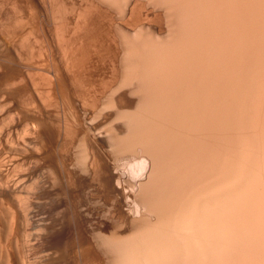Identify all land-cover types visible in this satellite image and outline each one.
<instances>
[{"label":"bare ground","instance_id":"1","mask_svg":"<svg viewBox=\"0 0 264 264\" xmlns=\"http://www.w3.org/2000/svg\"><path fill=\"white\" fill-rule=\"evenodd\" d=\"M51 1H53V0H50L49 3ZM110 1L111 0H108L109 3H112V1L111 2ZM125 1L126 2L128 1V3H129V0H125ZM125 1L121 0L119 3H118V1L116 3L122 4V2H125ZM132 1H134V0H132ZM144 1L147 2L148 0H143V2ZM167 1H169V0H167ZM167 1L165 2V0H162V2H161V0H159V3L163 4V5L159 6L158 1H157V4L159 7L162 8V9L160 8L161 11L163 10V11H165V13H167V12L170 13V16H166L167 14H165L166 18L165 17L164 18L167 21L171 20L172 23H173V20H177L175 22V24L177 26L179 25V23H181L180 20L182 21L183 20L182 18H184V17H182L183 13H182V10L180 8L187 9V11L189 10V13H190V10L193 12L192 9L186 8L185 6H184V8L180 7L178 9V7H179L178 3H175L174 5H172L173 4L172 0L170 1V3H172L170 5L173 7L175 5H177V6H175L177 8L174 9V11L177 10V12L171 11V9L173 10V8L171 6H169V4H166ZM180 1L181 0H178L176 2H180ZM186 1L188 2L190 0H186ZM196 1H194L193 3H194V5H198V7H199V3H197V2H199L200 0H198L197 2ZM201 1H200V4H203L204 0H203V3ZM206 1H208V0H205V3H206ZM212 1H216V0H212ZM223 1L225 2V0H223ZM257 1L263 2L262 0H256V2ZM56 2H57V0H56ZM113 2H115V0H113ZM143 2H141V3L135 2L134 5H132V3H131L130 4L131 5L130 10L127 13L125 11H123V9L126 8L124 10H128L129 4L128 3H126L128 5L124 4L125 5L124 8L119 5L120 8L121 7L123 8V9L121 8L120 11H123L124 15H125V13L128 14L130 24L128 25V27H126L127 30H125L123 28H122L123 30H121L122 26H120V30H121L122 34H120V32H118V33H116V36H117V34L118 35L120 34L119 36H122V38H125L127 40L126 42L128 43V45L126 44L127 48H125L124 54L122 53L123 56L121 55L123 57L122 60L120 57V60H121L120 62H123V64H124V66L122 64L124 75H123V78H122V76L120 77V78H122V82L119 83V86L117 85V82H116V85H117V87H115L116 89H114V90L112 89L113 91H112V93H110L111 99H108V101L106 100V104H108V105H106L105 102L104 103L102 102L104 105L102 106V104H101L102 107L100 105H99V107L96 106L97 109H96V111L94 110L93 114H91V112H87V114L84 113L85 115L83 114V116H81L82 118H78V122H79L78 128H77L78 130H75L73 128L74 129V131H73L72 128L67 125V123H66V125L68 127L65 126L64 129L67 128L66 129L67 130L66 131V134H67L66 139H68V141L72 140V139H73V141H74V139H76V140L80 139L79 143L81 145L78 143L77 146L79 148H81V150L79 149L78 151H81V154L83 157L81 159V154L79 156V153L77 152L78 156L80 158V162L79 163L74 162L77 165L75 167V169L78 168V171H79L80 165L78 167V164H81L83 162L82 160L85 158L86 161L85 160L84 161L86 163H85V165H84V162L82 163L83 165H81L82 167L80 168V170H82L81 171L82 173L87 172L86 174H88V177H90V181L92 183L95 182L97 184V187L95 189L94 188L92 189L90 187L91 188L90 190L92 192L88 193V191H87L86 193L90 194V196H93L91 199L95 200V195L97 197V195L100 194L99 193V191H100L102 193L106 203L109 206H112L113 204H114V206L115 205L120 206L121 203H123L129 199V195L124 194L125 192H127L125 190L126 188L125 189L122 188V191L120 190V188H121L120 185H122V183H123L121 180L122 178L118 177L117 172H114L113 170H111V168L107 162L106 157L103 156L100 153L101 151L99 152L98 149L96 148L99 145L96 144L97 145L96 147H93L91 145V139L92 138H90V137L93 134L94 139H96L97 137L101 136L102 131H104L105 129H108L107 131L106 130L105 131L106 132L111 131V134L113 136V138H112V136L110 137V138H112L111 140L113 141L114 138L119 140V144H118L119 147L116 144L118 142L116 141V143H115L113 141V144H111V145H115V144L116 145L112 146L111 148L115 151L118 147V149L120 151H123L122 153H120V152H118L119 150L117 149V151H115V153L117 152V154L114 153V155H115L114 158L117 159V158H119L118 157L119 155H123V154L127 155V153L129 155V152H134L136 154L135 155L136 157L133 159L137 158V160H139V161H136V160H135L136 162L134 161L135 164H133V166H137V167H135V169L137 171H135L136 174L132 173V175H134V178L137 179V182L139 181L138 186L140 187V192L138 191L139 194L136 195L137 196L136 198L134 197L135 203H133V204L138 205V206L135 205V206H137V208H136L137 212L136 213H138V214L141 213L138 210H140V211L148 210L147 212H152L156 215V216L153 215L156 217V219H154L152 217L156 221L153 222L154 220H152V221L148 222L150 219H152V218L149 219V217H151L152 215L149 216L148 218L144 216L145 219L143 217L142 218H143V220L147 219V221H146L147 223H143L141 225V223L139 222L140 220H138V223L140 224V226L136 227L133 224H136L137 222H136V219L134 220V218H133V220L136 223L132 224V222H131V224L135 228H133V226H132L133 229L131 228L132 230H131L130 235H129L130 232L126 234V231L120 230V228L122 227V224L120 223L121 224L120 228H117V229L115 228V230L112 228L113 231L111 230L110 234H106V235L103 232V235H104L103 236V235H101L102 232H101V229L99 228L100 226L99 225L97 226L96 222L94 221L95 219H94L93 215L91 213L89 214V212H88V215H86L87 213H84L83 210H87L86 207L83 210H81L78 207V205L75 202H73V207H72L73 210H72V214L69 218H71V217L73 218L72 221L74 223L73 224L74 225V232H75V236H76L75 241L72 243L73 245H72V248L70 251L58 250L59 254H60L59 257L62 259L64 264H102L103 254H101L102 249L100 250V247L102 248V246H104L106 244L105 246L108 248V251L102 250V252H105V254L108 252L106 254L107 256L109 253H111L110 255L112 257L115 255L112 258L113 264H264V93L262 94V92H261L264 88L262 87V90L260 89V91L258 89V92H260V93H256L255 89H257V88H255V89L253 88L254 82L252 83L253 85H251V87L253 86L252 88L255 90V92L252 91L253 89L251 90V89L247 88L250 85L243 84L244 81L241 80L242 75L240 78H238V77L233 78V76L236 74V72H237V74H239L243 70L244 66L245 67L248 65L254 66L253 65L254 63H255V65L257 64V61L255 62L252 60H247L249 55L252 54V52H254L256 54V56L254 54L253 55L255 57H257L258 60L259 59L262 60V61L261 60H259V61H260V63L262 62L261 65H263V66L260 67L259 66L260 64L258 66L257 65L254 66V68H256V71L258 70L257 68L260 67L259 70L257 71L258 76H256V74L254 73L255 75L253 74L251 77H248V75H251V73H249V74L247 73L246 77H248V78H262L260 82L258 79H255V82H256L255 84H262V82L264 83V63H263L264 56H262V54L264 55V53H263L264 52V45H263L264 40L262 41V39H264V3H261L259 5V3H260L259 2L255 6V5H253V4H256L255 0L254 1L253 0H245V2H243L244 8H242L243 5H242V7L240 6V9H242V10L245 9V7H246V10H244V11H246L245 16L248 19V21L246 18H244V17H242V18H244V21H247L249 23V25L244 24L243 19L241 20V18H240L241 16H244V15H241V14H245L244 11L243 12L240 11L241 14H239L238 16L235 15L237 17L236 19L239 20V21L236 20V22L238 21L240 24V22L243 21L241 23H243L246 26H249V27H247V29L246 28L241 29V25L239 26V24L237 23L238 26H236L234 24H230L232 26L234 25V27H233L234 29L232 28V30H230V31H232V33H229L230 31L229 32L227 31L228 33H226V31H224L223 29L221 30V31H224V36H226L227 34L228 35L231 34L230 37L233 36L235 31L239 32V29L237 27H240V29H241L240 31H242V32H243V29H245V32L246 31L249 32L248 33L249 35L245 32H244L245 34L239 33V34H243L244 36L245 35L250 36V32L255 31L253 33H255L256 36L255 35L254 36L257 37L259 35L260 36L259 39L261 40L262 43L258 42L255 45L254 43H256V42H254V41H258V40H254L253 39L254 36L251 34L253 37L251 36L249 41H251V38H252L254 40L253 41L254 43H251L250 47L252 48L253 47L252 45L253 44L255 45L254 48H252V49H250V47L247 49V46L249 45L248 42H246L247 46L242 45L243 47L246 46V47H244L245 49H243V47L241 48V44H245V42L242 43V41H246V40L243 39L242 35H239L238 37H236L238 35V33H235V36H233L234 40H231V41H233V43L235 42L237 45H235V43L231 44V43L225 42L224 38H222V40H221L220 38L222 36L218 34V37L216 36L217 38L213 37V39H214L213 41H215V39H217L216 43H218V44L220 43V44L218 46H216L217 44L215 42H213L215 45V46H213L212 38L210 37L211 35L207 34L209 36L206 37L207 35H206L205 31L203 33L201 32V34H203V37H204V33H205L204 38H209V37L211 38L209 43H208V41H204V39H201L203 37L202 36L200 37V35H201L200 32H198V37H195L193 35V34H195V33H192L194 31H190L191 30L190 27L192 25L189 24L187 27H189L190 30H187L188 28L185 27L186 25H184L185 22L183 23V25L187 29L182 27L181 26L182 23H181L179 25V28L181 26V28H183V30L180 28V30L177 31V29H179V28L177 26H175L174 23H173L174 25H172V23L169 21V23H171L170 26L172 25V26L177 27V28H175L176 32H174L173 31L174 29H172L170 31L172 26L171 27L167 26V24L169 25V23L168 22L166 23V21H165L166 26L168 28V34L169 33L173 34V32L176 36L179 34H181L180 36L185 34L184 35L185 38L188 39V36L186 34L188 31H190V35H193V36H190L189 39L196 40V38H197V40H199V37H200L201 40L206 42L204 44V42L202 41L201 42L202 45H207V44L209 45L211 43L214 49L220 48L219 50H221V49L224 50V48H226L229 44L232 45L233 47H230V45H229L224 50V51L228 50L226 53L222 51L223 56L230 55L231 53H229V52L231 50H233V51L236 50V52L234 51V53H236V54L239 52L238 55L235 54L236 57L240 56V51L237 49H240L241 51H242V49L244 51H247L249 49L251 50V52H250V50L248 51V52H250V54H247L248 52L247 53L242 52L241 55H243V56L241 58L239 57L241 62L238 60V58L236 59L235 57H233V59L235 58L236 61H239V63H240L237 66L235 65L236 64L235 60L230 59V58H232L230 56L228 60L229 61L232 60L233 62H235V63H233L232 61H230L233 63L234 67H232V64H230L229 61H228L229 62L228 63L225 60L228 58V56H226V58L223 59L224 61L222 59H220V58H223V57H220L222 55L217 56V55L221 54L220 51H218V53L215 57L209 56V57H213V58L219 57L218 61L214 60L215 62L213 61V59H211V61H213V63L216 64L214 66H217V63L219 62L220 64L224 65V68H227L228 71H231V73L233 72V70L235 71V72H233V75H229V76L223 75L222 77L219 75L220 77H218V78H212L213 75H211V74L213 73L212 69L214 67L211 68L209 66L208 69H210L212 73H209V75H207L206 72H208L209 70L206 69V70H203V72L201 71L202 70L201 64H200V62H198L199 60L197 57H196L197 60H195V61H194V58L192 59V61H194V62H193V64L190 65L188 60L186 62V60L185 61L182 60L183 59L182 57L176 58L177 55L174 54V52H176L175 48L172 47L173 48L172 50L167 51V50L171 49V46L169 44L172 43V46H173V44L177 41H172V42L169 41L170 43H167L168 40L165 39L167 37L164 38V36L162 37L160 35L161 29L157 30V29L153 28L150 23L147 24V22L149 20L148 17L150 14L146 10V6ZM148 2L149 3L147 4V6L150 5L151 0ZM217 2H216V4H217ZM224 2H223V6H224V4H226ZM226 2H227V0H226ZM228 2H229V0H228ZM16 3H15V5L14 4L12 5V8H14V6L17 5ZM62 3H60L61 4L60 6H64V5H62ZM92 3H94V2H92ZM182 3H183V5H185V4H188L189 2L184 4V1H183ZM182 3H181V5H182ZM190 3H189V5H190ZM195 3H197V4H195ZM154 4H156V1L153 2V4H151L150 7L154 8L153 7ZM241 4H239V2H238V9H239V5H241ZM8 5H9V3H8ZM106 5H109V4H106ZM165 5H168V6H166L167 9H168V7H171L169 9L171 12H174L173 15L175 16V18L173 15H171V12L169 10L167 11L166 8L162 7ZM191 5H190V7H192L194 9L195 6L194 5L191 6ZM218 5H216L217 6L216 8H218V7L220 8V6H218ZM58 6H59V4H58ZM112 6L113 5H111V8H112ZM114 6H116V5H114ZM117 6H116V9H117ZM158 6H157V9L155 8L156 10L154 9L155 12L157 10H159ZM186 6H188V5H186ZM223 6L221 5L222 9H223ZM4 7L5 6H3V8ZM10 7H11V4H10ZM29 7H30V5H29ZM91 7H93V4L90 5V7L88 9L89 11H92ZM229 7H230L229 12H231L230 9L232 8V5H230ZM234 7L235 6L233 4V8ZM85 8L86 7L82 8V10ZM114 8L115 7H113V9ZM149 8L147 7V9H149ZM204 8L199 7V9H200L199 12H201V14H200L201 16L197 19V21L200 20V18H202V20H203L202 16L204 15V12L202 14V11H203L202 9H204ZM216 8H214V10ZM225 8H224V10L226 12ZM235 8H237V7H235ZM71 9H74V8H71ZM102 9H101V11H102ZM227 9H228V6H227ZM234 9H232V11ZM11 10H13V9H11ZM11 10H10V12H11ZM15 10H16V8H15ZM27 10H29V9H27ZM75 10L77 11V9L73 10L74 13H77V12H75ZM78 10H81V9L79 8ZM98 10H100V9H97V11ZM194 10H196L195 12L198 13V9L195 8ZM214 10H213V12H216L215 14L217 15L218 14L217 9H216V11H214ZM58 11H61V10L59 9ZM112 11H114V10H112ZM120 11H119V13H120ZM187 11H186V15H188ZM236 11L234 13H236ZM13 12H15V11L13 10ZM20 12L18 10V13H20ZM55 12H57V11H55ZM71 12L68 11V13H71ZM85 12L86 11H84L83 14H85L86 16L83 15L82 13L81 14L83 15L82 17L85 16L87 18L86 19L84 18V20H82V22L79 23L78 27H77L78 29H80L79 30L80 33H82L81 39L78 38L79 39L78 40L79 46L77 48V51H73L71 54V57L69 56V58L66 59V57L64 55V58H63V59H65V61L67 60V63H66L67 68H65L67 70H65V71L67 72L69 67H72V68L76 67L80 76L91 73L90 71L96 72V70H93V67H91L92 65L94 66L95 64L90 65L91 64L90 59L92 58V54L94 53L95 50L100 52V54L103 53L101 51H104L106 53L112 52V50H114V49L113 48L111 49V46L108 44L110 42L112 43V41H114V42L117 41L113 37V36H115V34L114 35L112 34L113 35L112 39L111 38L108 39L110 42L109 43L106 42L104 37H108V35H105L101 31H99L98 27L95 24V21H93L90 16H87V12L86 13ZM192 12L190 15L194 16V13L192 14ZM220 12L218 14V18L219 17L221 18L223 16L222 15L223 13H220ZM52 13H53V11H52ZM58 13L59 12H57L56 14H58ZM65 13L67 15V11ZM74 13L72 12L73 15H75ZM108 13H110V12H108ZM123 13H122V18L123 19L125 17L127 18L126 15H125V17H123L124 16ZM177 13H180V14H177ZM231 13H228V11H227L226 15H229ZM21 14L23 15L24 13L21 12ZM29 14H31V12ZM78 14H80V13L78 12ZM78 14H77V16L80 17L81 14H80V16ZM100 14H102V13H100ZM220 14H221V16H219ZM19 15H17V16H19ZM66 15L64 14L65 17H66ZM113 15H115V14H113ZM212 15H213V13H212ZM212 15H211V21L213 19ZM226 15H224L225 18L227 17ZM163 16H164V14H163ZM171 16H173V17H171ZM180 16H181V18H178L179 19L178 20L177 17H180ZM184 16H185V14H184ZM59 17H61V16H59ZM168 17H169V20H168ZM29 18H32V17H29ZM118 18H121V17L118 16ZM126 18L123 21H126L127 20ZM229 18H231L230 15H229ZM33 19H35V18H33ZM79 19H82V18L80 17ZM185 19L187 20L188 17ZM223 19H224V17H223ZM226 19L229 21L228 17ZM232 19H233V17H232ZM2 20H4V19H2ZM27 20L28 19H26V21ZM107 20H111V19L108 18ZM192 20H194V19L192 18ZM218 20L220 22L222 21L221 19H218ZM227 20H225V21L227 22ZM26 21L24 19L25 25L27 23L29 24L30 21L29 22H26ZM57 21L58 22H56V23H59V20H57ZM151 21H152V19H151ZM211 21L209 20V22H211ZM100 22H103V21L100 20ZM113 22H115V20ZM229 22H227V23L224 22L225 23L224 26H226V24L228 25ZM10 23L11 22H9V25L12 24V23L11 24ZM35 23H36V20H35ZM110 23L112 24V21ZM110 23H108V25ZM188 23L189 22H187V24ZM215 23H217V21H215L214 23L212 22L210 24H213V26L215 27L216 26ZM221 23L219 25H221ZM2 24L3 23H1L0 25H2ZM75 24H76V22H75ZM192 24H195V22ZM196 24H195V26H197ZM210 24L207 23V26L209 27ZM4 25L5 26H3V25L2 26L5 27V29H9V30L12 29V28H10L12 26H9L6 28L7 24L4 23ZM61 25L65 29V27L62 23H60V26ZM121 25H122V23H121ZM147 25H149V26H147ZM222 25H223V23H222ZM230 25H228L226 27L230 29L231 28ZM32 26H34V25H32ZM75 26H70V27L75 28ZM195 26H193L191 28H194V30H195V28H196ZM210 26H212V25H210ZM57 27H59V26H56V28ZM74 28H72V29H74ZM118 28L119 27H116V29H118ZM210 28H212V27H209V29ZM235 28H236V30H235ZM1 29H3V28L1 27ZM218 29H219V27H218ZM220 29H219V31H220ZM224 29H225V27H224ZM55 30L59 31L60 29H55ZM210 30H208V31H210ZM233 30H235V31L233 32ZM250 30H252V31H250ZM0 31H1L0 32L1 34H2V32H5L4 30L3 31L0 30ZM17 31H19V29ZM58 31H56V32H58ZM219 31L217 30V32H219ZM184 32H186V33H184ZM59 33H58V35H60ZM80 33H78V34H80ZM152 33H154L153 34L154 36L157 35L159 37L158 38L156 36L157 39L155 42H153L154 44L156 43L155 45H157V46H152L154 44L150 42V40L152 41V39L154 37V36H151ZM6 34H8V33H6ZM3 35L4 34H2V36ZM149 35H150V37H149ZM188 35H189V32H188ZM195 35L197 36V32ZM135 36L138 37V39L136 38L137 41H136V39L133 41L130 40L131 37L134 38ZM184 36H182V37H184ZM248 36L246 37V39L249 38ZM12 37H13V35L11 37H10V35L8 36V38H12ZM71 37H70V39H71ZM192 37H195V38H192ZM241 37L243 40L241 39ZM117 38H119V37L117 36ZM236 38L240 39L241 44L238 43L239 41ZM12 39H14V38H12ZM225 39H226V37H225ZM228 39H229V36H227L226 41ZM230 39L228 42H231ZM256 39H258V38H256ZM68 40H69V38H68ZM128 40L132 41L133 43H135V42L136 43L133 44L131 42H128ZM169 40H175V38H173V39L169 38ZM180 41L182 42V43L180 42V45L184 44L183 43L184 41L182 39ZM58 42H60V41H58ZM221 42L223 43L222 46H221ZM224 42L227 44L225 45ZM28 43L31 44V42L27 41V44ZM121 43L123 44L122 40H121ZM148 43H150V44H148ZM198 43L196 45L197 48H199ZM10 44L12 45V43H10ZM60 44L62 45V42H60ZM65 44L67 45V42ZM175 44H174V46L178 49V51H179L178 53L183 54V52H185V50L182 51L184 45L180 46V47H182V49H181L180 47H178L179 44L178 45H177V43H175ZM211 44L209 45L208 50H210L212 48ZM66 45H65V47H66ZM69 45L70 44H68V46ZM72 45H73V42H72ZM74 45H76V43ZM202 45L200 46L201 48H202ZM238 45H239V47H237ZM4 46H5V44H4ZM164 46H166L168 48L166 49V47H164ZM169 46H170V48H169ZM185 46H186V43H185ZM185 46H184V48H186ZM189 46H190V44H188V42H187V47H188L187 49L190 50L191 47L193 48L194 51L197 49L195 44H193V43H191L190 47ZM194 46H195V48H194ZM123 47H125V46H123ZM206 47L208 48V46H206ZM221 47H224V48H221ZM22 48H23V50L25 49L24 47H22ZM66 48L68 50V47H66ZM66 48L65 49L63 48V49L66 50ZM161 48L166 49V52H163V50ZM192 48L190 51L187 50L188 52H190V54L188 52L184 53L185 56H187V54H188V56H190V55L193 56V54H195L194 51L192 50ZM15 49H17V48H15ZM74 49H75V47H74ZM120 49H121V51L123 50L122 48H120ZM204 50L206 52H208V50H206V48L203 47V50L201 51V52H204L203 55L207 54V56H205V57L208 58V53H206ZM211 50H213V49H211ZM211 50L209 51V53H211L209 55H212V54L214 55L213 52H215L216 50H213L212 52H211ZM20 51H21V49L19 50V52ZM31 51H32V49H31ZM191 51L193 52V54H191ZM16 52H18V51H16ZM168 52H172L173 54H171V55H175V56H173V58H172L170 53L166 54ZM33 53H34V50H33ZM113 53H114V55H116V52H113ZM163 53L166 56L168 55V57H166L165 55H162ZM227 53H229V54H227ZM234 53L232 54L233 56H234ZM28 54H30V53H28ZM94 54H97V53H94ZM94 54H93V56L95 57ZM244 54H246V55L244 56ZM42 55H41V57H43ZM102 55H104V54H102ZM169 55H170V57H169ZM253 55H251L250 57H253ZM16 56H17V53H16ZM16 56L14 54H12L11 52L6 53L5 55L0 54V68L4 69V71H5V73L0 74V264H25L27 262L26 261L27 259L25 257V255H26L25 253H24L25 254L24 255L18 250L17 252H19V253L14 254L15 248L18 249L19 240L20 239L22 240V238H24V236H26V228L28 227V225L31 224V222H32L31 220L34 218L33 214L36 211H35V207L33 205V201H35V205H38V207H39L41 202H39L38 199H41L46 194V192H42L43 189L40 187L42 190L40 189V191L38 190V192H36V193L32 192L33 194L30 193L33 196L29 197L30 195L28 196V194H26V196H24V198H23L22 197L23 195H21L19 193H20V191H23L21 189L22 188L24 189L25 185L23 184L24 185L23 186L21 184V182L26 180V183H27V181L29 180V179L28 180L25 179L27 177L23 178V176H25L26 174H28L27 176L30 175L29 177H30V179H33V180H31V182L34 181L33 183H35L36 180H37L36 183H38L39 181L42 182L40 180L39 176H38L39 178L36 177V178H38V179H36L35 176L33 177V175H32L33 168L37 167V168H40L41 170H43L44 172H47L48 174L51 172L52 174H49V175H52L54 177L53 178L54 179L53 181H55L54 183L58 184L62 188H64V184H66L65 181H63L64 180L63 179L64 178V176H63L64 175V168L62 169L63 165L61 166V168L59 167L61 160L59 161V164L57 163V165L55 166V164L53 163V160H52L53 158L51 159L50 152H47L46 151L47 149L45 148L46 149L45 150L43 148L44 146L39 147L35 141H30L27 139L30 136L33 137L32 135H35V133H36L35 131L38 129L37 127L41 126L40 121L38 120V118L36 117V115L34 113L36 111H32L29 107V105H32L33 102L35 101V98L31 93L30 86H32L35 89L36 95L40 94L39 89H41V88L39 87V89H38V85H36V84L39 82L37 81V83L35 84L34 83L35 81L31 78V76L27 72V70L25 71L24 75L21 74V72H20L21 70L19 69V65H17L18 63H16V59H15ZM117 56H120L119 53L117 54ZM157 56H158V59H156ZM197 56H198V54H197ZM18 57H22V56L18 55ZM109 57H106V58H109ZM114 57H116V56H114ZM174 57L176 60L174 59ZM24 58H27V57L24 56ZM28 58H30V57H28ZM149 58H151V60H153V61L155 60L158 62H159L160 58L162 60L165 58H166V60H167V58H172L173 61L176 62L177 64L172 61V64H175L172 66L166 62L167 66H169V68H170V66H172L170 68L171 70L172 69L174 70L173 67H177V66H180V68H181L185 63L182 64V66L179 63L186 62V65L183 66V68L186 66L185 67L186 69L182 68V71H181V69H179V67H178V69L175 68L176 71L174 70L175 71L174 73L175 74L178 73L180 75V76H178L179 78H177V74L175 75L173 73V71H171L170 69H169V71H171L174 75L170 72H169V75L165 74L164 71L161 70L163 68H161L160 70L157 68L158 70L155 71V74H152V75H154V77L152 76L153 77L152 78L151 72L154 73L155 67L151 64V60H149ZM180 58H182L181 59L182 62H180ZM199 58H201V57L199 56ZM217 58H216V60H217ZM117 59H118V57H116V60ZM172 59H169L170 64H171L170 60H172ZM201 59L203 60V58H201ZM100 60H101V58H100ZM219 60H222V61H219ZM203 61L205 63L207 62V60H203ZM248 61H252V64H251V62H249V64L246 65V63H248ZM195 62H196V64H194ZM204 62H203V64H205ZM223 62H225V64ZM226 62L228 64H230L228 66H231V69L233 68V70H229ZM25 63H27V62H25ZM160 63H162V62H160ZM105 64H107V63H104L103 65H105ZM163 64H165L164 60H163ZM188 64H189V66H192V68H190L191 69L190 71L192 72V70H193L195 72V74L193 72L191 73L189 71V69H187ZM199 64H200V68H201L200 71L202 72L201 73L199 71V73L201 75L206 73L203 75V77L201 75L198 76L199 74L197 75L198 71H196V70H199L198 69L199 67H197V69H196L195 66H197ZM220 64H218V65H220ZM47 65H50V64H47ZM107 65L109 66V64H107ZM222 65L220 66L221 68H223ZM149 66H153V69H151V67L149 68ZM165 66H166V64H165ZM225 66H227V67H225ZM21 67H23V66H21ZM115 67L116 66L113 65V68H115ZM193 67H195V70L193 69ZM220 67L218 66L217 68L219 69ZM236 67H237V69H234ZM63 68H64V66H63ZM113 68H111V72L114 70ZM165 68L167 69V67H165ZM205 68H207V67H205ZM217 68H216V71L218 74ZM224 68L220 69V70L223 71V70H225ZM149 69H151L153 71L150 72ZM115 70H116V68H115ZM117 70L115 71V74H116ZM177 70H180V71L177 72ZM185 70L187 71V74L190 76V77L188 76L189 78L187 77ZM220 70H219V72H221ZM69 71H70V69H69ZM157 71H159V73ZM204 71H206V72H204ZM108 72H109V70H108ZM181 72L182 73L184 72L183 73L184 75H182ZM117 73H119V72H117ZM160 73H162V78H160V76H161ZM190 73L193 75L191 76ZM68 74H70V73H68ZM104 74H105V72H104ZM149 74H150V76H149ZM158 74L160 76H158ZM163 74H165L167 76H165ZM170 74L172 75V77L170 76ZM73 75H74V73H73ZM89 75H92V74H89ZM194 75H195V77L197 76V78L193 77ZM74 76H76V75H74ZM111 76H113V78H114V76L117 77L116 75H114V72H113V75H111ZM169 76H170V78L166 79V77H169ZM181 76L182 77L186 76V77L182 78ZM204 76H206L207 78H205ZM209 76H211V77L209 78ZM106 77H107V74H106ZM173 77L175 78V80ZM44 78H45V76H44ZM87 78H85V77L84 78H74L73 77V78H69V80H67V78H63L62 75H60L57 78L56 84L49 82L48 85H49V88L52 89L54 93L59 92V93H61V95L66 96V95L70 94L73 86H75L76 89L78 87H81V88L85 87ZM98 78H100V77H98ZM104 78H105V76H104ZM171 78L173 79V81ZM117 80L118 79H116V81ZM246 80H247V78H246ZM68 81H69V83H68ZM107 82H109V81H107ZM114 82L115 81H112V83H114ZM40 86H41V84H40ZM21 87H23V89H24L23 94L27 98V102H26V106L24 108L20 109L17 100L19 99L18 96H20L22 93ZM44 87H45V85H44ZM45 88H47V86ZM111 88H112V86H111ZM90 89L92 90V88H90ZM96 90H98V89H95V91ZM108 90H110L109 87H108ZM40 92H42V91H40ZM241 92H244L243 95ZM80 93H82V92L80 91ZM96 94H97V91H96ZM238 94H240L241 97L244 96V98L239 100L236 97ZM42 95H43V93H41V96L39 95L40 98L42 97ZM39 96H37V97H39ZM94 96H95V94H94ZM52 97H53V95H52ZM108 97H109V95H108ZM133 97H137V99H133ZM95 98H97V97H95ZM21 99H23V98H21ZM82 99H84V98H82ZM247 100L251 101V103H248ZM50 101H51V99H50ZM94 101H96V100H94ZM94 101H92V103ZM98 101H100V100H98ZM48 102L49 101H47V103ZM51 102H53V101H51ZM71 102H70V104H73ZM107 102H109V103H107ZM47 103L45 102L44 104H47ZM96 103H94V106L96 105ZM53 104H55V103H53ZM62 105H64V103ZM88 105H90V103H88ZM21 107H23V106H21ZM50 107H52V105ZM249 107H250V109H249ZM31 108L34 109L35 107H31ZM53 108H54V106H53ZM56 108H57V106H56ZM84 108H86V107H84ZM88 108H90V107H88ZM36 110H37V107H36ZM64 110H65V108H64ZM45 112H44V114H45ZM66 113L67 112H65V114ZM68 113H70V112H68ZM67 114H66V116H67ZM60 115H62V114H59V116ZM63 115H64V113H63ZM63 115H62V118L64 117ZM75 115H77V114H75ZM69 117H70V115H69ZM74 117L73 118L71 117L72 120L75 119ZM158 117H160L159 118L160 121L158 120ZM6 118L9 121L6 120ZM4 119L6 122H8V124L5 126L2 125V124H6ZM66 119H67V117H66ZM73 121H75V120H73ZM68 122H70V121L68 120ZM76 122H77V119H76ZM121 122H124V123H121ZM70 124L72 125V123H70ZM124 124H126L125 126H129V127H127V129H126V127L123 126ZM61 125H63V124H61ZM19 126H21V127H19ZM22 126H23V129H22ZM59 126H60V123H59ZM74 126L76 127V125H74ZM124 127L126 130H123ZM106 132H105V134H106ZM56 136H58V134ZM31 137H30V139H31ZM34 138H35V136H34ZM107 138H108V136H107ZM33 140H35V139H33ZM57 140H58V138H57ZM36 141H37V139H36ZM68 141L64 142L65 146H67L69 144ZM108 141H109V139H108ZM94 142H95V140H94ZM61 143L63 144V140ZM70 144H72V143H70ZM82 144H84L85 146H83ZM86 144H88V146H90V147L86 148V150H85L86 155H84L83 153H85V152H82V151H84V150H82V147H84V149H85ZM111 145H109V148ZM77 146H75V148ZM70 148H73V147H70ZM99 148H100V146H99ZM135 148H139L140 152L137 151V153H136V151H132ZM112 149H111V151H112ZM54 151H56V150H54ZM73 151L74 152L73 153L71 152V153L73 154V158H74L76 149H73ZM58 152H60V151H58ZM65 152H67V153L69 152L68 146L65 147ZM65 152H64V154H66ZM113 152H111V154ZM124 152H126V153H124ZM138 152L141 154H139ZM107 154H108V152H107ZM65 156H67V155H65ZM69 156L71 157V155H69ZM75 156H77V154ZM129 156L131 157V155H129ZM57 157L59 159L60 155L57 154ZM78 159H76L75 161H78ZM116 159H115V161H116ZM55 160L57 161V159H55ZM75 164H73V165H75ZM117 164H118V160H117ZM128 164L130 165V167L132 166L130 163H128ZM73 165L70 167L73 168ZM83 166L84 167L87 166V167L84 168ZM114 167L117 168V166H114ZM18 168H20V170L23 169L21 171L25 170L27 172V173L25 172L26 174L24 175L23 172H20V170H19V175H20V173H22L23 176H21V175L20 176L24 180L21 179L20 177H17L18 174H17V176L15 175L16 172L18 171ZM67 168H69V167H67ZM82 168L84 169V171ZM133 168H132V170H135ZM85 169H87V170H85ZM117 170H118V168H117ZM13 171L15 172L14 174H13ZM65 172L67 173V171H65ZM41 174H42V172H41ZM86 174L84 173V175H86ZM70 175H71V173H70ZM44 176H46L45 179L47 180L48 175H44ZM119 176H120V174H119ZM11 177L12 178H15V177L20 178L22 180V181H20V184L23 187H21L17 178H16L17 181H15L16 179H11ZM65 177H67V176H65ZM49 178H48V180H49ZM42 179H44V177ZM136 179H134V180H136ZM127 180H125V181H127ZM116 181L118 183H116ZM28 182H30V181H28ZM22 183H25V182H22ZM51 183H52V181H51ZM130 184H131V186H130L131 188L133 186H134L133 188H135V185H132L134 183L130 182ZM41 185H42V183H41ZM75 185L76 184H73V188L76 187ZM80 185H82V184H80ZM35 186H36V184H35ZM35 186L33 187V190H34ZM30 187L31 186H29L28 188H30ZM45 187H46V185H45ZM52 187H53V185H52ZM28 188H27V191H29ZM131 188H130V190H131ZM35 189H37V188H35ZM67 190H66V192L69 191V190L68 191ZM132 190L134 191V189H132ZM72 191H73V189L71 190V188H70V191L68 192L69 195H67V196L70 197V194H71V196H73ZM78 191L81 192V190H78ZM19 195H21V196H19ZM132 196H133V194H132ZM59 198H60V196H59ZM59 198H58V200H59ZM100 199L99 200L97 199L98 202L101 201ZM36 200L40 204H38V203L36 204ZM72 201H73V199H72ZM14 202H15V204H17V206L15 207L16 209L13 208L15 206ZM90 202H91V204L93 203L92 201H90ZM96 202H95L94 206H97ZM98 202H97V204H99ZM68 203L70 204L69 201H68ZM103 204H101V205L103 206ZM11 205H12V207H11ZM108 205H107V207H109ZM85 206H87V205H85ZM118 206H115V208ZM126 206L128 207V205H126ZM69 207H71V206H69ZM6 208H7L6 212H8L10 210V212H8L9 216H7V217H6V214L4 212ZM123 208H124V206H123ZM2 209L4 211H2ZM111 209L112 208L110 207L109 210L111 211ZM136 209H135V211H136ZM97 210H99V209H97ZM109 210L107 211V213L111 216V214L109 213ZM128 211L129 210H127V212ZM147 212L145 211L144 213H147ZM37 213H38V211H37ZM92 213H93V211H92ZM118 213L121 217L123 216V213L119 209H118ZM128 213L130 214V212H128ZM4 214H5V216H4ZM108 214H106V212H105V215L108 216ZM117 214H115V215H117ZM59 216L61 218L55 219V221L53 222L54 226L55 225L56 226H59V225L64 226L65 225V222L67 219L66 218L67 217L66 212L64 214H63V212L59 213ZM107 216H105V217H107ZM146 216H148V215L146 214ZM50 217H51V214H50ZM95 217L97 218L98 216H95ZM40 218H42V217H40ZM142 218H140L141 222H142ZM107 219H109V218H107ZM35 220H36V218H35ZM45 220H46V218H45ZM131 220H132V218H131ZM120 221H118V223ZM39 222H41V221H39ZM45 223H46V221H45ZM50 223L51 222L46 223V224L43 223V227L46 226V227H44L45 230H43V231H42V229H44V228L42 227V225L39 226V228L42 227L41 232H40V229H38L39 231L36 228L35 229L40 233L43 232L45 235L46 229L49 230V228H50V226H48ZM114 223H116V218H115ZM118 223H116V225ZM101 225H102V223H101ZM118 226H116V227H118ZM124 226L125 225L123 224V227ZM55 229H56V227H55ZM33 230H34V228H33ZM50 232H52V231H50ZM28 233H30V231ZM40 233H38V234H40ZM19 234H22V235L25 234V235L22 238L20 237L18 240ZM41 235H40L39 239L41 238ZM27 236L28 237H26V238H28V240H29V238L31 239L30 235L27 234ZM100 237H102V238L104 237L103 238L104 241H102V240L100 241ZM42 239H44V238H42ZM23 240H26V239H23ZM26 241H24V242H26ZM29 242H31V241L29 240ZM100 242H102V243H100ZM45 243L46 242H44V244ZM32 244H35V242L31 243V245ZM100 244L102 246H100ZM40 245H41V243H40ZM20 246H22V245H20ZM42 246H44V245L42 244ZM31 247L33 249V246H31ZM38 247H39V245H38ZM24 248H26V247H24ZM49 248H50V246H49ZM104 250H106L105 247H104ZM25 251L26 250L24 249V252ZM38 251H40V250H38ZM46 252H48V251H46ZM4 253L7 255L5 256ZM26 253L30 254L29 252H26ZM34 253H35V250H34ZM37 253H35V254H37ZM40 254H43V253H39V255ZM49 254H47V256ZM59 254H57V255H59ZM105 254H104V257L106 258ZM43 255H41V256H43ZM53 255L55 256L56 254L54 253ZM37 256H35V257H37ZM47 256H45V259H47L46 258ZM32 258H33V256H32ZM38 258H40V256ZM34 260H35V258H34ZM41 260H44V259H41ZM41 260L39 262H41ZM59 261H61V260H59ZM30 262H33V261H30ZM30 262H28V263H30ZM63 262H61V263H63ZM112 262L110 261L111 264H112ZM48 264H49V261H48Z\"/></svg>","mask_w":264,"mask_h":264},{"label":"rangeland","instance_id":"2","mask_svg":"<svg viewBox=\"0 0 264 264\" xmlns=\"http://www.w3.org/2000/svg\"><path fill=\"white\" fill-rule=\"evenodd\" d=\"M9 0H0V19L2 20V19H4V20H0V22L1 23H3L2 25L3 26H5L4 25V23L5 24H7V26H6V28L7 27H9V26H12V27H10V28H12V29H5V27H3L2 25H0V30H4L6 33H8V34H6L5 32H2V34H4L3 36H2V34L0 33V48L3 50H1L0 51V54H6V53H8V52H11L12 54H14L15 56H16V53H17V56L15 57V59H16V63H18L17 65H19V69L21 70L20 72H21V74H25V71L27 70V72L30 74V76H31V78L35 81L34 83L36 84L37 83V81L41 84V86H40V84L39 83H37L36 85H38V89H39V87L41 88V89H39V95L41 96V93H43V95H42V97L40 98V96L39 95H36V91H35V89L32 87V86H30V88H31V93H32V95L34 96V98H35V101L33 102V104L32 105H29V107H30V109L32 110V111H36V112H34L35 113V115H36V117L38 118V120L40 121V123H41V126L40 127H37L36 129V133H35V135H32L33 137H31V139H30V137H28L27 139L28 140H30V141H35L37 144H38V146L39 147H43L47 152H50V154H51V159L53 160V163L55 164V166L57 165V163L59 164V161H60V164H59V167L61 168V166L63 165V167H62V169L64 168V180L63 181H65V183L66 184H64V188H62L61 186H59L58 184H56V183H54L55 181H53L54 179V177L52 176V175H49V174H52L51 172L48 174L47 172H44L43 170H41L40 168H33V170H32V175H33V177L35 176V178L36 177H40V180L42 181V182H38V183H36L37 182V180H36V182L35 183H33L34 181H32L31 182V180H33V179H30V175L29 176H27L28 174H26L27 172L24 170V171H21V170H23V169H21L20 170V168H18V171L16 172L15 170V172H16V176H17V174H18V176L17 177H20L21 178V176H23V174L25 175V176H23V178H25V177H27V178H25V179H29L28 181H30V182H28L27 181V183H26V180L25 181H22L21 179H23V178H17V177H15V178H12L11 177V179H18V181H19V184H20V181H22V182H25V183H22L21 182V184L23 185H25V187H24V189L22 188L21 190H23V191H20V193L19 194H21V195H23L22 197L24 198V196H26V194H28V196L29 197H31V196H33L32 194L35 192H38V190L40 191V189L42 190V192H46V194L44 195V197H42L41 199H38V201L39 202H41V204L36 200V204L38 203V204H40L39 205V207H38V205H35V201H33V205H34V207H35V213L33 214V219L30 221L31 222V224L30 225H28V229L26 228V236H24V235H22V234H19V237H18V240H19V238L21 237H23L24 236V238H22V240L20 239L19 240V242H18V249L17 248H15V253L14 254H17V253H19V252H17L18 250L22 253V254H24L25 255V257H26V263L27 264H32L33 262L35 263V264H43L44 262V264H48V261H49V264H64V262L62 261V259L59 257L60 256V254H59V251L58 250H64V251H70L71 250V248H72V243L75 241V232H74V223H73V221H72V217L71 218H69L70 216H71V214H72V207H73V202H75L77 205H78V207L81 209V210H83L85 207H86V209L87 210H83L84 211V213H87L86 215H88V212H89V214L91 213L92 215H93V217H94V221L96 222V224H97V226L99 225L100 227V229H101V235H103V232L105 233V235L106 234H110V232H111V230L113 231V229L115 230V228L117 229V228H120V226H121V224H122V227H123V224L125 225L123 228L121 227L120 228V230H123V231H126V234L127 233H129V235L131 234V230L133 229V228H135L134 226H140V224L138 223V220H140L139 222L141 223V225L143 224V223H147L146 221H147V219L146 220H143V218H144V216L145 217H149V216H151V217H149V219L150 218H154V219H156V215L154 214V213H152V212H147L148 210H142V211H140V210H138L139 212H141V213H136L137 212V204H133V203H135L134 201H135V198L137 197L136 195L137 194H139V192H140V187L138 186L139 185V181L137 182V179L136 178H134V175H132V173L133 174H136V172L135 171H137L136 169H135V167H137V166H133V164H135V162L136 161H139V160H137V158L136 159H133V158H135L136 156V154L134 153V152H129V155H131V157L128 155V153H127V155L125 154H123V155H119L118 157L119 158H114V153H115V151H117V149H118V147H119V140H117L116 138H114V142L116 143V141L118 142V143H116L117 144V149L114 151L111 147L112 146H115V145H111V144H113V141L111 140L112 138H113V136H112V134H111V131L109 132H106L108 129H103L104 131H102V134H101V136L100 137H97L96 139H94V135L92 134L91 135V137L90 138H92L91 139V145L93 146V147H96L97 145H99L100 146V148L102 149H100L99 148V146H97L96 148L98 149V151L103 155V156H105L106 157V159H107V162H108V164H109V166H110V168H111V170H113L114 172H117V175H118V177H121L122 179V185H120V190L122 191V188L123 189H125L127 192H125L124 194H128L129 195V199L128 200H126L125 202H123V203H121V205L120 206H118V205H115V206H118V207H116L115 208V206H114V204L112 205V206H109L107 203H106V201H105V199H104V197H103V195H102V193L99 191V195H97V197H96V195H95V200H93V199H91L93 196H90V194H88V193H90V192H92L90 189L92 188H96L97 187V184L95 183V182H91L90 181V177H88V174H86L87 172H84L86 175H84V173H82L81 171L82 170H80V168L82 167L81 165H83L82 163L84 162V165H85V158L81 161L82 163L81 164H78L79 162H80V158H79V156H80V154H81V151H78L79 149L81 150V148H79L77 145H78V143H79V140H76V139H74V141H73V139L72 140H69L68 141V139H66L67 138V134H66V129H64V127L66 126V127H71L72 128V130L74 131V129L75 130H78L77 128H78V124H79V122H78V118H82L81 116H83V114L84 113H86L87 114V112H91V114H93V112H94V110L96 111V106L97 107H99V105L101 106V104H102V106L104 105L103 103L105 102V104H106V100L108 101V99H111L110 98V96H111V94L110 93H112V91L114 90V89H116L115 87H117V85L119 86V83H121L122 82V78H123V75H124V71H123V66H124V64H123V62H120L121 60H122V56H123V54H124V50H125V48H127V45H128V43L126 42L127 40L125 39V38H122V36H119L120 34H122V32H121V30H123V29H125V30H127V28L126 27H128V25L130 24V20H129V18H128V14H126L129 10H130V7H131V3H132V5H134L135 4V2L136 3H141V2H143V0H134V1H130L129 0V3H128V1L126 2L125 0H122V1H125V2H122V4H118L121 0H117L118 1V3H116L117 1L115 0V2H113V0H111L112 1V3H109L108 2V0H57V2H56V0L54 1H51L50 3H49V1L50 0H10L9 2H8ZM17 3H16V2ZM43 1V2H42ZM88 1V2H87ZM104 1V2H103ZM107 1V2H106ZM110 1V2H111ZM148 1H150V0H148ZM146 2V1H144L143 3L145 4V6H146V10L148 11V13L150 14L149 15V17H148V22H147V24L148 23H150L151 25H152V27L153 28H155V29H161V31H160V35L163 37L164 36V38L165 37H167V38H165L166 40H168V42L167 43H170V42H172V41H177V42H175V43H177V45H178V47H180V46H182V45H184L185 46V43H186V48H184V46H183V49H182V47H180L181 49H182V51H184L185 50V52L187 53L188 51H190L191 50V48H190V50L189 49H187L188 47H187V42H188V44H190V46H191V43H193V44H195V46L197 45V43H198V47L199 48H197V46H196V50L194 51L193 50V48H192V50L194 51V53L195 54H193V52L191 51V54H193V56L192 55H190V56H188V54H187V56H185V52H183V54H179L178 52V49L174 46V44H173V46H172V43L171 44H169L170 46H171V49H169V50H167V51H170V50H172L173 48H175V51L176 52H174V54L175 55H177V57L176 58H178V57H182V58H180V62H182L181 61V59L182 60H186V62H187V60L189 61V64L191 65V64H193V62L195 61V60H197L196 59V57L198 58V62H200V64H201V68H202V72H203V70H209L208 72H206V71H204V72H206L207 73V75H209V73H212L211 75H213L212 76V78H218V77H222L223 75L225 76H229V75H233V72H235L234 70H233V68L231 69V66H228V65H230V64H232V67H234V65H233V63H235L236 62V66L238 65V64H240L239 63V61H240V58L243 56V55H241L242 54V52H244V53H247L250 49H252V48H254V46L258 43V42H260V43H262L261 42V40L259 39V35L257 36V37H255L256 36V34L255 33H253V32H255V31H252V30H250V31H252V32H250V36H248L249 34V32L248 31H246L245 32V29H243V32L242 31H240L242 28H246L247 29V27H249V26H246V25H249V23L247 22L248 21V19L246 18V11H244V10H246V7H245V9H240V6L242 7V5L244 4L243 2H245V0H229V2H228V0H227V2H226V0H225V2L222 0H216V1H212V0H208V1H206V3H205V0H204V3H203V0L201 1L203 4H200V1L199 2H197L196 0H194V1H196L197 3H199V7H201V8H204V9H202L203 11H202V14H203V12H204V15L202 16L203 17V20H202V18H200V20H198L197 21V19L201 16L200 14H201V12H199V7H198V5H194V1L193 0H190V1H188L189 3H190V5L192 4V5H194L195 6V8L196 9H198V13L197 12H195L196 10H194L192 7H190V5H189V3L186 1V0H181L180 2H176V1H178V0H172V2H173V4L172 3H170V1L171 0H169V1H167V0H165V2L167 1V3L166 4H169V6H171L170 4H172V5H174L175 3H178V9L180 8V7H183L184 8V6L186 7V8H189V9H192L193 10V12L190 10V13H189V10L187 11V9H182V8H180L181 10H182V13H183V15H182V17H184V18H182L183 20V22L180 20V22L182 23V27H184V25H186L185 27H187L189 24L190 25H192L191 27H193V26H195V24L197 25V26H195L196 28H195V30H194V28H191L190 27V29H189V27H187V28H185V29H187V30H190V31H194V32H192V33H195L196 34V32H197V36L195 35V34H193L195 37H198V32H200V34H201V32L203 33L204 31L206 32V35L207 34H210L211 36V38H212V44H213V46H215L214 45V43L213 42H215L216 43V41H217V39H215V41H213L214 39H213V37H215V38H217L218 37V34L219 35H221L222 37L220 38L221 40H222V38H224V40H225V42H227V43H233V41H231V40H234L233 39V36H235V33H238V35L236 36V37H238L239 35H242L243 36V39H245L246 41H242L243 39H242V37H241V41H242V43H244L245 42V44H241L240 43V37L239 38H236V39H238V43L239 44H241V48L243 47L242 45H246V42H248L249 43V45L247 46V49L251 46V43H254V42H256V43H254L252 46V48L250 47V49L249 50H247V51H244L243 49H245L244 47H246V46H244L243 47V49H242V51L240 50V49H237V50H239L240 51V56H238V57H236V55H238V53L236 54V53H234V51L236 52V50H231L229 53H231L230 55H225V56H223L222 54H223V52H227L228 50H226V51H224L226 48H224V47H221V48H224V50H219L218 48L216 49H214L213 48V46H212V44H211V49H213V50H216L215 52H213L214 53V55L212 54V55H209V54H211V53H209V51L211 50H208L209 49V45L207 44V45H202V41L203 40H201V39H204V41H208V43H209V41H210V37L209 38H204L205 37V33H204V37H203V34H199L200 35V37L202 36L203 38H201L200 39V37H199V40H197V38H196V40H191V39H189V37L190 36H193V35H190V31H188L189 32V35H188V32H187V36H188V39H186L185 38V34L184 35H182V36H184V37H182V36H180L181 34H179L178 32V34L179 35H175L174 34V32H176V29L175 28H179V25L181 24V23H179V25L177 26L176 24H175V22L177 21V20H173V23L175 24V26H177V27H175V26H172V25H174L172 22H171V20H169V17H168V20L172 23V28L170 29V31L172 30V29H174L173 31V34H171V33H169L168 34V28H167V26H170V24L171 23H169V21H167L165 18H166V16H170V13H168L167 11L169 10L170 11V9L169 8H173V10L171 9V11H174V9L175 8H177V7H175V6H177V5H175L174 7L173 6H171V7H168V9H167V7L166 6H168V5H165V6H162V7H164V8H166L167 9V13H165V11H161L160 10V8L161 7H159L160 5H163V4H160L159 3V0H151V2H150V5L151 4H153V2H155L156 1V4H154V8H152V7H150V5L149 6H147V4L149 3V2ZM157 1H158V3H159V6H158V4H157ZM184 1V4L185 3H188V4H185V5H183V2ZM219 3H218V2ZM254 1V0H253ZM263 2H261V1H257L256 2V0H255V2H256V4H253V5H257L259 2V5L261 4V3H264V0H262ZM63 2V3H62ZM92 2H94V3H92ZM161 2H162V0H161ZM169 2V3H168ZM216 2H217V4H216ZM223 2L224 3H226V4H224V6H223ZM233 2V3H232ZM238 2H239V4H241V5H239V9H238ZM8 3H9V5H8ZM15 3L18 5H16V6H14V8H12V5L14 4L15 5ZM19 3V4H18ZM57 3V4H56ZM60 3H62V5H64V6H60L61 4ZM93 4V7H91V9H92V11H89L88 9H89V7H90V5H92ZM97 3V4H96ZM114 3V4H113ZM126 3H128L129 4V7H128V10H124V9H126V8H124L125 7V5L124 4H126ZM164 3V2H163ZM181 3H182V5H181ZM197 3H195V4H197ZM222 3V4H221ZM228 3V4H227ZM5 4V5H4ZM10 4H11V7H10ZM56 4V5H55ZM58 4H59V6H58ZM66 4V5H65ZM106 4H109V5H106ZM128 4H126V5H128ZM214 4V5H213ZM219 4V5H218ZM233 4H234V6L235 7H237V8H233ZM2 5V6H1ZM20 5V6H19ZM29 5H30V7H29ZM44 5V6H43ZM87 5V6H86ZM89 5V6H88ZM101 5V6H100ZM111 5H113L112 6V8H111ZM114 5H120V6H122L121 8L123 9V11H125L126 13H125V15L127 16V18L125 17V15H124V13H123V11H120V6L118 7L117 6V9H116V6H114ZM124 5V6H123ZM181 5V6H180ZM186 5H188V6H186ZM191 5V6H192ZM201 5V6H200ZM203 5V6H202ZM216 5H218V6H220V8L218 7V8H216L217 6ZM221 5L223 6V9H222V7H221ZM228 6V9H227V6ZM230 5H232V8L230 9V11L233 13H231V12H229V6ZM3 6H5L4 8H3ZM35 6V7H34ZM43 6V7H42ZM54 6V7H53ZM66 6V7H65ZM105 8H104V7ZM108 6V7H107ZM156 6V7H155ZM157 6L159 7L158 9L159 10H157L156 12H155V10L157 9ZM193 6V7H194ZM198 8H197V7ZM10 7V8H9ZM61 10V11H58L59 9ZM84 7H88L87 9L85 8V9H83L82 10V8H84ZM103 9H102V8ZM113 7H115L114 9H113ZM147 7L149 8V9H147ZM226 7V8H225ZM15 8H16V10H15ZM32 8V9H31ZM44 8V9H43ZM56 10H55V9ZM63 10H62V9ZM71 8H74V9H77V11L75 10V12H77V13H74V9H71ZM81 9V10H78V9ZM156 8V9H155ZM163 8V9H164ZM214 8H216L217 9V13L219 14V12L220 13H223L222 15V17L220 18H218V14L216 15L215 13L216 12H213V10H214ZM224 8L226 9V12H225V10H224ZM242 8H244V5H243V7ZM11 9H13L15 12H13V10H11ZM27 9H29V10H27ZM39 9V10H38ZM94 9V10H93ZM97 9H100V10H98L97 11ZM101 9H102V11H101ZM114 10V11H112V10ZM153 9V10H152ZM155 9V10H154ZM162 9V8H161ZM165 9V10H166ZM216 9L214 10V11H216ZM219 9V10H218ZM222 9V10H221ZM232 9H234L233 11H232ZM10 10H11V12H10ZM18 10H19V12L21 11V12H23L24 14L22 15L21 14V12L20 13H18ZM43 10V11H42ZM186 10L187 11V14L188 15H186V11L184 12V11ZM237 10V11H236ZM7 11V12H6ZM52 11H53V13H52ZM55 11H57V12H59L58 14H56L57 12H55ZM67 11V15H66V12ZM68 11H72L75 15H73L72 14V12L71 13H68ZM81 11V12H80ZM84 11H86L87 12V16H90L91 18H92V20L93 21H95V24H96V26L98 27V29H99V31H101L103 34H105V35H108V37H104V39L106 40V42H110L108 39H112V36L115 34V36H116V33H118V32H120V34L118 35L117 34V36L119 37V38H117V36L115 37V36H113L117 41H112V43L110 42L108 45H110L111 46V49L113 48L114 50H112V52H104V51H101V52H103L102 54H104V55H102V54H100V52H98V51H94V53H97V54H94L95 55V57L93 56V54H92V58L90 59V62H91V64L90 65H92V64H95L94 66L92 65L91 67H93V70H96V72L95 71H90L91 73H88V74H85V75H81L80 76V74H79V72H78V70H77V68L75 67V68H72V67H69L68 68V71H69V69H70V71L68 72H66L65 70H67V69H65V68H67L66 66V63H67V60L65 61V59H63L64 58V55H65V57H66V59L67 58H69V56L71 57V54H72V52L73 51H77V48H78V46H79V43H78V40L79 39H81V36H82V33H80V29H78L77 27H78V24L79 23H81L82 22V20H84V18L86 19L87 17H85L86 15L85 14H83L84 13ZM112 11V12H111ZM116 11V12H115ZM118 11V12H117ZM119 11H120V13H119ZM170 11V12H171ZM176 12H177V10H175ZM174 11V12H175ZM180 11V10H179ZM224 11V12H223ZM227 11H228V13H231V14H229L230 15V17L231 18H229V15H226V13H227ZM236 11V13H234ZM245 12V14H241V12ZM2 12V13H1ZM27 12V13H26ZM31 12V14H29ZM78 12L81 14H83V15H85L84 17H82L83 15L81 14V16H80V14H78ZM85 12V13H86ZM93 12V13H92ZM108 12H110V13H107ZM114 12V13H113ZM174 12H171V15H173V13ZM181 12V11H180ZM191 12H192V14L194 13V16L193 15H190L191 14ZM209 12V13H208ZM239 12V13H238ZM17 13V14H16ZM89 13V14H88ZM100 13H102V14H100ZM119 13V14H118ZM122 13H123V17H125L127 20L126 21H123L124 19L122 18ZM181 13V14H182ZM197 15H196V14ZM212 13H213V15H212ZM14 14V15H13ZM21 16H20V15ZM37 14V15H36ZM64 14L66 15V17L64 16ZM72 14V15H71ZM77 14L82 18V19H79L80 17H78L77 16ZM104 14V15H103ZM113 14H115V15H113ZM121 14V15H120ZM163 14H164V16H163ZM165 14H167L166 16H165ZM177 14H180V13H177ZM184 14H185V16H184ZM217 16H215V15ZM239 14H241V15H244V16H239L240 18H241V20L243 19V21H244V18H246L247 19V21H244V24H246V25H244L243 23H241V22H243V21H241L240 22V24H239V20L238 19H236L237 17L236 16H238ZM11 15V16H10ZM17 15H19V16H17ZM30 15V16H29ZM57 15V16H56ZM94 15V16H93ZM100 15V16H99ZM191 17H190V16ZM199 15V16H198ZM211 15H212V21H211ZM224 15H226L227 17H228V19H229V21L225 18V16ZM234 15V16H233ZM236 15V16H235ZM35 16V17H34ZM59 16H61V17H59ZM75 16V17H74ZM98 18H97V17ZM118 16L119 17H121V18H118ZM174 16V15H173ZM173 16H171V17H173ZM193 16V17H192ZM196 16V17H195ZM198 16V17H197ZM219 16H221V14L219 15ZM21 17V18H20ZM27 17V18H26ZM29 17H32V18H29ZM63 17V18H62ZM152 17V18H151ZM165 17V18H164ZM188 17V19L186 20L185 18H187ZM196 19H195V18ZM223 17H224V19L225 20H227V22H229V24L228 25H230V24H234V25H236V26H238V24H239V26L241 25V29H240V27H237L238 29H239V32H237V31H235L236 30V28H235V30H233V32L235 31V33L233 34V36L232 37H230L231 36V34L230 35H226V36H224V31H226V33H228L230 30H232V28L234 27V25L232 26V25H230V29L229 28H227L226 26H228L227 24H226V26H224L225 25V23H227L224 19H223ZM232 17H233V19H232ZM242 17H244V18H242ZM23 18V19H22ZM33 18H35V19H33ZM41 18V19H40ZM44 18V19H43ZM57 18V19H56ZM59 18V19H58ZM67 18V19H66ZM103 18V19H102ZM111 19V20H107V19ZM174 18H175V16H174ZM178 18H181V16L180 17H177V19ZM192 18L195 20H192ZM215 18V19H214ZM221 19L222 21V23H223V25H222V23L218 20V19ZM11 19V20H10ZM19 19V20H18ZM24 19H25V21H26V19H30L29 21L27 20L26 22H29V24L27 23L26 25H25V22H24ZM43 19V20H42ZM55 19V20H54ZM61 19V20H60ZM65 19V20H64ZM101 21H103V22H100V20ZM105 19V20H104ZM118 21H117V20ZM151 19H152V21H151ZM171 19V18H170ZM173 19V18H172ZM185 19V20H184ZM245 19V20H246ZM35 20H36V23H35ZM39 20V21H38ZM57 20H59V23H56V22H58ZM76 20V21H75ZM115 20V22H113ZM179 20V19H178ZM209 20L211 21V22H209ZM236 20H238L237 22H236ZM34 23H32V22ZM64 23H63V22ZM108 21V22H107ZM112 21V24L110 23ZM150 21V22H149ZM165 21H166V23L168 22L169 23V25L167 24V26H166V23H165ZM200 21V22H199ZM215 21H217V23H215V27L213 26V24H210V23H214ZM225 23H224V22ZM9 22H11L10 24L11 25H9ZM23 22V23H22ZM75 22H76V24H75ZM153 24H152V23ZM186 24H185V23ZM187 22H189L188 24H187ZM195 22V24H192V23H194ZM0 23V24H1ZM31 23V24H30ZM60 23H62L63 25H64V27H65V29L63 28V26L61 25L60 26ZM107 23V24H106ZM108 23H110L109 25H108ZM121 23H122V25H121ZM128 23V24H127ZM161 23V24H160ZM183 23H184V25H183ZM200 23V24H199ZM207 23H209L210 25H212V26H210L209 25V27H212V28H210L209 29V27L207 26ZM221 23V25H219ZM238 23V24H237ZM71 24V25H70ZM178 24V23H177ZM32 25H34V26H32ZM68 25V26H67ZM76 25V26H75ZM112 25V26H111ZM206 25V26H205ZM27 26V27H26ZM56 26H59V27H57L56 28ZM67 26V27H66ZM70 26H75V28L74 27H70ZM119 27L118 29H116V27ZM120 26H122L121 27V30H120ZM125 26V27H124ZM147 26H149V25H147ZM156 26V27H155ZM158 26V27H157ZM170 26V27H171ZM181 26H180V28H181ZM223 26V27H222ZM235 26V27H236ZM1 27L3 28V29H1ZM30 27V28H29ZM174 27V28H173ZM218 27H219V29H220V31H219V29H218ZM224 27H225V29H224ZM72 28H74V29H72ZM115 28V29H114ZM123 28V29H122ZM180 28L179 29H177V31L178 30H180ZM201 28V29H200ZM214 28V29H213ZM227 28V29H226ZM19 29V31H17ZM55 29H60L59 31L58 30H55ZM78 29V30H77ZM105 29V30H104ZM182 30H183V28H181ZM210 30V31H208V30ZM224 30V31H221V30ZM229 29V30H228ZM234 29V28H233ZM9 30V31H8ZM64 30V31H63ZM75 32H74V31ZM108 30V31H107ZM111 30V31H110ZM117 30V31H116ZM181 30V31H182ZM201 30V31H200ZM217 30L219 31V32H217ZM249 30V29H248ZM12 33H11V32ZM56 31H58V32H56ZM63 31V32H62ZM186 31V30H185ZM196 31V32H195ZM228 31V32H227ZM1 32V31H0ZM15 34H14V33ZM60 32V33H59ZM73 32V33H72ZM209 32V33H208ZM223 34H221V33ZM247 33L248 35V37L249 38H247L246 39V35L244 36L243 34H245V33ZM10 33V34H9ZM58 33L60 34V35H58ZM64 33V34H63ZM75 33V34H74ZM78 33H80V34H78ZM151 33V32H150ZM167 33V34H166ZM176 33V34H177ZM181 33V32H180ZM184 33H186V32H184ZM229 33H232V31H230ZM239 33H243V34H239ZM57 34V35H56ZM62 34V35H61ZM75 36H74V35ZM111 34V35H110ZM113 34V35H112ZM154 33H152V35L151 36H154L153 35ZM254 36H252V35ZM10 35V37L13 35V37L12 38H14V39H12V38H8V36ZM214 35V36H213ZM2 36V37H1ZM7 36V37H6ZM17 36V37H16ZM59 36V37H58ZM72 36V37H71ZM77 36V37H76ZM101 36V35H100ZM157 35H155L154 37H153V39H152V41L150 40V42L151 43H153V42H155L156 41V39H157V37H156ZM209 35H207L206 37H208ZM217 36V37H216ZM224 36V37H223ZM227 36H229V39H230V41L231 42H228L229 41V39L226 41V39H227ZM253 37V39L254 40H258V41H254L252 38H251V41H249L250 40V37ZM63 37V38H62ZM70 37H71V39H70ZM121 37V38H120ZM149 37H150V35H149ZM195 37H192V38H195ZM225 37H226V39H225ZM245 37V38H244ZM5 38V39H4ZM7 38V39H6ZM60 38V39H59ZM68 38H69V40H68ZM74 38V39H73ZM77 38V39H76ZM79 38V39H78ZM138 39V37H131L130 38V40H135V39ZM155 38V39H154ZM159 38V37H158ZM169 38L170 39H173V38H175V40H169ZM235 38V37H234ZM256 38H258V39H256ZM9 39V40H8ZM11 39V40H10ZM28 39V40H27ZM63 39V40H62ZM137 39H136V41H137ZM151 39V38H150ZM183 40L184 42V44H181L180 45V40ZM219 39V38H218ZM262 39V38H261ZM71 40V41H70ZM121 40H122V42H123V44L121 43ZM130 40H128V42H131V43H133L132 41H130ZM264 39H262V41H263ZM14 41V42H13ZM27 41L28 42H31V44L30 43H28L27 44ZM58 41H60V42H62V45L60 44V42H58ZM65 41V42H64ZM77 41V42H76ZM170 41V42H169ZM203 41V42H204ZM254 41V42H253ZM9 42V43H8ZM23 44H22V43ZM67 42V45L65 44ZM72 42H73V45H72ZM120 42V43H119ZM224 42V44L226 45L227 43H225ZM10 43H12V45L10 44ZM15 43V44H14ZM76 43V45H74ZM90 43V42H89ZM136 43V42H135ZM135 43H133V44H135ZM182 43V42H181ZM206 42H204V44H205ZM235 43V42H234ZM233 43V44H234ZM4 44H5V46H4ZM60 46H59V45ZM68 44H70L69 46H68ZM127 44V45H126ZM148 44H150V43H148ZM154 44V43H153ZM156 44V43H155ZM152 45V46H157V45ZM166 44V43H165ZM202 45V48L200 47L201 45ZM217 45L216 46H218L219 44L218 43H216ZM222 42H221V46H222ZM25 45V46H24ZM64 45V46H63ZM65 45H66V47H68V50H67V48L65 47ZM91 45V44H90ZM113 45V46H112ZM168 45V44H167ZM176 45V44H175ZM235 45H237L236 43H235ZM264 45V44H263ZM14 46V47H13ZM20 46V47H19ZM54 46V47H53ZM63 46V47H62ZM123 46H125V47H123ZM150 46V45H149ZM170 46H169V48H170ZM189 46V47H190ZM193 46V45H192ZM195 46H194V48H195ZM206 46H208V48L206 47ZM22 47H24L25 49L23 50V48ZM27 47V48H26ZM71 47V48H70ZM74 47H75V49H74ZM116 47V48H115ZM118 47V48H117ZM164 47H166V46H164ZM173 47V48H172ZM203 47H205L206 48V50H208V52H206L205 50V52L206 53H208V58L207 57H205V56H207V54L205 55H203V53L204 52H201L202 50H203ZM230 47H233L232 45H230ZM236 47V46H235ZM237 47H239V45L237 46ZM5 48V49H4ZM15 48H17V49H15ZM30 48V49H29ZM66 48V50H64V49ZM120 48H122L123 50L121 51V49ZM163 48V47H162ZM161 48V49H162ZM168 47H166V49H167ZM179 48V49H180ZM201 48V49H200ZM21 49V51L19 52V50ZM29 51H28V50ZM31 49H32V51H31ZM62 49V50H61ZM166 49H162L163 50V52H166ZM230 49V48H229ZM232 49V48H231ZM236 49V48H235ZM12 50V51H11ZM23 50V51H22ZM26 50V51H25ZM33 50H34V53H33ZM43 50V51H42ZM161 50V51H162ZM165 50V51H164ZM188 50V51H187ZM213 50H211V52L213 51ZM16 51H18V52H16ZM31 51V52H30ZM49 51V52H48ZM218 51H220L221 52V54H219V55H217V53H218ZM223 51V52H222ZM254 51V50H253ZM63 52V53H62ZM70 52V53H69ZM113 52H116V55H114V53ZM119 53V55L120 56H117V54ZM219 52V53H220ZM250 52H251V50H250ZM250 52H248L247 54H250ZM256 52V51H255ZM28 53H30V54H28ZM33 55H32V54ZM60 53V54H59ZM69 53V54H68ZM106 53V54H105ZM123 53V54H122ZM170 53V55L171 54H173L172 52H168V53H166V54H169ZM189 54H190V52H188ZM216 53V54H215ZM224 53V54H225ZM229 53H227V54H229ZM234 53V56L232 55ZM264 53V52H263ZM43 54V55H42ZM56 54V55H55ZM68 54V55H67ZM197 54H198V56H197ZM236 54V55H235ZM255 55L256 56V54L254 53V52H252V54H250L249 55V57L251 56V55ZM18 55H20V56H22V57H18ZM28 55V56H27ZM30 55V56H29ZM41 55L43 56V57H41ZM63 55V56H62ZM122 55V56H121ZM150 55V54H149ZM161 55V54H160ZM162 55H165L164 53L162 54ZM170 55H169V57H170ZM175 55H171V57L173 58V56H175ZM220 56V55H222V56H220V57H223V58H220V59H224V58H226V56H228V58L227 59H225L227 62L229 61L228 59H229V57L231 56L232 58H230V59H233V57H235L236 59L238 58V60L239 61H236V59L234 58L233 60H235V62H233L232 60H230V61H232V62H230V64H228L227 62V66H228V68H229V70H233V72L231 73V71H228L227 70V68H224V65H222V64H220L219 62L217 63V66H214V65H216L215 63H213V61L215 60V61H218V59H219V57L217 58V60H216V58H213V57H209V56ZM246 54H244V56H245ZM253 55V57H248V59L247 60H252V61H257V66L259 65L260 67L261 66H263V65H261L262 64V62L260 63V61L259 60H261V59H257V57H255ZM24 56L25 57H27V58H24ZM68 56V57H67ZM99 58H98V57ZM109 57V58H106V57ZM114 56H116V57H118V59L116 60V57H114ZM151 56V55H150ZM154 56V55H153ZM152 56V57H153ZM166 56V55H165ZM199 56L201 57V58H203V60H207V62L205 63L201 58H199ZM262 56H264L263 54H262ZM28 57H30V58H28ZM62 57V58H61ZM103 57V58H102ZM114 57V58H113ZM120 57H121V60H120ZM160 57V56H159ZM166 57H168V55L166 56ZM240 57V58H239ZM256 59H255V58ZM49 58V59H48ZM97 58V59H96ZM100 58H101V60H100ZM154 58V57H153ZM164 58V57H163ZM172 58H167V60H166V58L165 59H163L164 60V62H165V64H166V66H165V64H163V60L160 58V60H159V62L158 61H153V60H151V58H149V60H151V64L155 67V69H154V73H152L151 71H153V70H151V69H153V66H149V68L151 67V69H149V71L151 72V77L153 76L154 77V75H152V74H155V71L156 70H160L161 68H163V69H161L162 71H164V73L165 74H168L169 75V72L170 73H172L171 71H173V73L176 71L175 70V68L176 69H178V67H179V69H181V71H182V68H183V66L184 65H186V62H183V63H179V64H181V66H182V64H184L181 68H180V66H177V67H173L174 68V70L172 69H170L173 65H175V64H172V61H173V59ZM194 58V61H192V59ZM253 58V59H252ZM103 59V60H102ZM112 59V60H111ZM156 59H158V56L156 57ZM169 59H172V60H170L171 61V64H170V62H169ZM174 59H175V57H174ZM211 59H213V61H211ZM62 60V61H61ZM97 60V61H96ZM108 60V61H107ZM115 62H114V61ZM176 60V59H175ZM179 60V59H178ZM177 60V61H178ZM222 60H219V61H222ZM264 60V59H263ZM18 61V62H17ZM96 61V62H95ZM102 61V62H101ZM110 61V62H109ZM214 61V62H215ZM224 61V60H223ZM252 61H248V63H246V65H248L249 64V62H251V64H252ZM259 61V62H258ZM262 61V60H261ZM25 62H27V63H25ZM56 62V63H55ZM109 62V63H108ZM160 62H162V63H160ZM169 63V65H172V66H170V68H169V66H167V63ZM174 62V61H173ZM179 62V61H178ZM203 62L205 63V64H203ZM241 62V61H240ZM58 63V64H57ZM98 65H97V64ZM102 63V64H101ZM104 63H107V64H109V66L107 65V64H105V65H103ZM174 63H176V62H174ZM224 64H225V62H223ZM254 63V62H253ZM263 63H264V61H263ZM47 64H50V65H47ZM102 66H101V65ZM116 64V65H115ZM122 64H123V66H122ZM149 64V63H148ZM150 64V65H151ZM177 64V63H176ZM178 64V65H179ZM189 64H188V67H187V69H189V71L191 70L190 68H192V66H189ZM194 64H196V62L194 63ZM198 64V63H197ZM200 64L199 65H197V66H195L196 67V69H197V67H199L198 69L199 70H196V71H198V73H197V75L198 76H200L201 74L199 73V71H200ZM218 64H220V65H218ZM45 65V66H44ZM113 65L114 66H116L115 68H116V70H117V72H119V73H117L116 72V74H115V68H113ZM222 65V67L225 69V70H223V71H221L220 69H223V68H221L220 66ZM254 66H256L255 65V63L253 64ZM21 66H23V67H21ZM63 66H64V68H63ZM104 66V67H103ZM209 66L211 67V68H213L212 69V72H211V70L210 69H208L209 68ZM220 67L219 69L217 68V67ZM227 66H225V67H227ZM254 66H250V65H248V66H244V68H243V70L239 73V74H237V72H236V74L233 76V78H240L241 77V75H242V77H241V80L242 81H244L243 82V84H246V85H250V86H248L247 88H249V89H255V88H257V89H255L256 90V93H260V92H258V89H259V91H260V89L262 90V87L264 88V83L262 82V84H255L256 82H255V79H258L259 80V82L261 81V79L262 78H248V77H251L254 73L256 74V76H258L257 75V71L259 70V68L260 67H258L257 69V71H256V68H254ZM29 69H28V68ZM107 67V68H106ZM121 67V68H120ZM165 67H167V69L165 68ZM186 67V66H185ZM183 68V69H186V68ZM195 67H193V69L195 70ZM205 67H207V68H205ZM217 68V70H218V74H217V71H216V68ZM41 68V69H40ZM60 68V69H59ZM100 68V69H99ZM102 68V69H101ZM111 68H113L112 70V72H111ZM158 68V69H157ZM23 69V70H22ZM25 69V70H24ZM48 69V70H47ZM52 69V70H51ZM106 69V70H105ZM109 70V72H108V70ZM121 69V70H120ZM169 69L171 70V71H169ZM234 69H237V67L236 68H234ZM33 70V71H32ZM219 70L221 71V72H219ZM55 71V72H54ZM75 71V72H74ZM121 71V72H120ZM178 71H180V70H177V72ZM186 71V70H185ZM200 71V72H201ZM41 72V73H40ZM43 72V73H42ZM104 72H105V74H104ZM113 72H114V75H116L117 77H115L114 76V78H113V76H111V75H113ZM149 72V73H150ZM158 73H159V71H157ZM156 72V73H157ZM191 72V71H190ZM192 72L195 74V72L192 70ZM191 72V73H192ZM201 72V73H202ZM230 72V73H229ZM253 72V73H252ZM3 73H5V71H4V69H1L0 68V74H3ZM47 73V74H46ZM55 73V74H54ZM65 73V74H64ZM67 73V74H66ZM68 73H70V74H68ZM73 73H74V75H76V76H74L73 75ZM112 73V74H111ZM172 73V74H173ZM184 73V72H183ZM182 72H181V74L182 75H184ZM186 74H187V71L185 72ZM190 73V75L192 76L193 74H191ZM206 73H204V74H206ZM247 73L249 74V73H251V75H248V77H246L247 76ZM58 74V75H57ZM89 74H92V75H89ZM106 74H107V77H106ZM111 74V75H110ZM165 74H163V75H165ZM175 74V73H174ZM173 74V75H174ZM177 74V78H179L178 76H180L178 73H176ZM175 74V75H176ZM204 74H202L201 76L203 77V75ZM217 74V75H216ZM254 74V75H255ZM33 75V76H32ZM60 75H62V77L63 78H67V80H69V78H87L88 76V78L86 79V85H85V87H78L77 89H76V87L75 86H73L72 87V89H71V92H70V94L69 95H61V93H59V92H53V90L52 89H50L49 88V82L50 83H53V84H56V82H57V78H58V76H60ZM87 75V76H86ZM161 75V76H160ZM160 75L158 74V76H160V78H162V73H160ZM220 75V76H219ZM238 75V76H237ZM39 76V77H38ZM44 76H45V78L47 79H45L44 78ZM84 76V77H83ZM94 76V77H93ZM104 76H105V78H104ZM122 76V78H120ZM149 76H150V74H149ZM165 76H167V75H165ZM170 76L172 77V75L170 74ZM170 76L169 77H166V79H168V78H170ZM189 75L187 74V77H188ZM91 77V78H90ZM98 77H100V78H98ZM102 77V78H101ZM150 77V78H151ZM152 77V78H153ZM164 77V76H163ZM175 77V76H174ZM173 77V78H174ZM182 77V76H181ZM184 77H186V76H184ZM184 77H182V78H184ZM190 77V76H189ZM188 77V78H189ZM193 77H195V75L193 76ZM201 77V78H202ZM205 78H207L206 76H204ZM211 76H209V78H210ZM195 78H197V76L195 77ZM199 78V77H198ZM246 78H247V80H246ZM44 79V80H43ZM109 79V80H108ZM113 79V80H112ZM116 79H118L117 81H116ZM172 79V78H171ZM49 80V81H48ZM75 80V79H74ZM73 80V81H74ZM88 80V81H87ZM109 81V82H107V81ZM174 80H175V78H174ZM48 81V82H47ZM112 81H115L114 83H112ZM172 81H173V79H172ZM45 82V83H44ZM107 82V83H106ZM116 82H117V85H116ZM254 82V83H253ZM68 83H69V81H68ZM90 83V84H89ZM96 83V84H95ZM105 83V84H104ZM254 85H253V84ZM47 84V85H46ZM92 84V85H91ZM96 86H95V85ZM108 84V85H107ZM44 85H45V87L47 86V88H45L44 87ZM90 85V86H89ZM251 85H253L252 87H251ZM88 86V87H87ZM109 87V89L110 90H108V87ZM111 86H112V88H111ZM256 86V87H255ZM58 87V86H57ZM89 89H87V88ZM92 88V90L90 89V88ZM251 87V88H250ZM49 88V89H48ZM84 88V89H83ZM98 89V90H96L97 91V94H96V91H95V89ZM113 89V90H112ZM252 90V91H254L255 92V90ZM50 90V91H49ZM105 90V91H104ZM21 91H22V93H21V95L20 96H18V100H17V102H18V105H19V108L21 109V108H24L25 106H26V102H27V98L24 96V94H23V91H24V89H23V87H21ZM40 91H42V92H40ZM80 91L82 92V93H80ZM85 91V92H84ZM89 91V92H88ZM78 92V93H77ZM88 92V93H87ZM104 92V93H103ZM262 92V94L264 93V89L261 91ZM80 93V94H79ZM85 93V94H84ZM90 93V94H89ZM95 94V96H94V94ZM106 93V94H105ZM242 93V95H243V93L244 92H241ZM240 93V94H241ZM23 94V95H22ZM59 94V95H58ZM240 94H238L236 97L240 100V99H243L244 98V96L243 97H241L240 96ZM45 95V96H44ZM49 95V96H48ZM51 95V96H50ZM52 95H53V97H52ZM61 95V96H60ZM84 95V96H83ZM99 95V96H98ZM108 95H109V97H108ZM24 96V97H23ZM37 96H39V97H37ZM69 98H68V97ZM81 96V97H80ZM91 96V97H90ZM52 97V98H51ZM95 97H97V98H95ZM21 98H23V99H21ZM47 98V99H46ZM51 99V101H53V102H51L50 101V99ZM82 98H84V99H82ZM107 98V99H106ZM46 99V100H45ZM70 99V100H69ZM87 99V100H86ZM89 99V100H88ZM91 99V100H90ZM133 99H137V97H133ZM45 100V101H44ZM77 100V101H76ZM94 100H96V101H94ZM98 100H100V101H98ZM44 101V102H43ZM47 101H49L48 103H47ZM57 101V102H56ZM72 101V102H71ZM85 101V102H84ZM92 101H94L93 103H92ZM110 101V100H109ZM42 102V103H41ZM47 103V104H44V103ZM64 103V105H62L63 103ZM70 102L71 103H73V104H70ZM97 102V103H96ZM103 102V103H102ZM247 102L248 103H251V101H249V100H247ZM35 103V104H34ZM53 103H55V104H53ZM60 103V104H59ZM78 103V104H77ZM88 103H90V105H88ZM94 103H96V105L94 106ZM107 103H109V102H107ZM67 104V105H66ZM93 104V105H92ZM52 105V107H50V106ZM83 107H82V106ZM93 107H92V106ZM106 105H108V104H106ZM21 106H23V107H21ZM53 106H54V108H53ZM56 106H57V108H56ZM62 106V107H61ZM73 106V107H72ZM101 106V107H102ZM31 107H35L34 109L33 108H31ZM36 107H37V110H36ZM65 108V110H64V108ZM68 107V108H67ZM75 107V108H74ZM84 107H86V108H84ZM88 107H90V108H88ZM100 107V108H101ZM249 109H250V107H249ZM69 110V111H68ZM92 110V111H91ZM174 110V109H173ZM46 111V112H45ZM58 111V112H57ZM40 112V113H39ZM44 112H45V114H44ZM65 112H70V113H66L67 114V116H66V114H65ZM73 112V113H72ZM75 112V113H74ZM62 114L63 115V113H64V117L62 118V115H60L59 116V114ZM39 114V115H38ZM41 114V115H40ZM75 114H77V115H75ZM69 115H70V117H69ZM75 117H74V116ZM85 115V114H84ZM39 116V117H38ZM53 116V117H52ZM49 117V118H48ZM66 117H67V119H66ZM74 117L75 119H73V120H75V121H73L72 120V118ZM160 117H158V120L160 121V119H159ZM63 119V120H62ZM76 119H77V122H76ZM6 120H8L7 118H6ZM61 120V121H60ZM68 120L70 121V122H68ZM4 121H5V119H4ZM9 121V120H8ZM57 121V122H56ZM67 121V122H66ZM72 121V122H71ZM51 122V123H50ZM5 123L6 124H2L3 126H5V125H7L8 124V122H6L5 121ZM59 123H60V126H59ZM66 123H67V125H66ZM70 123H72V125L74 126V125H76V127L74 126H72ZM74 123V124H73ZM77 123V124H76ZM121 123H124V122H121ZM61 124H63V125H61ZM71 126H70V125ZM121 125V124H120ZM126 124H124L123 126H125ZM59 126V127H58ZM122 126V125H121ZM19 127H21V126H19ZM62 127V128H61ZM126 127V129H127V127H129V126H125ZM125 127L123 128V130H126L125 129ZM74 128V129H73ZM22 129H23V126H22ZM62 129V130H61ZM64 129V130H63ZM61 130V131H60ZM60 132V133H59ZM62 132V133H61ZM105 132H106V134H105ZM113 133V132H112ZM38 134V135H37ZM58 134V136H56ZM62 136H61V135ZM105 134V135H104ZM37 135V136H36ZM52 135V136H51ZM90 135V134H89ZM34 136H35V138H34ZM60 136V137H59ZM93 136V137H92ZM107 136H108V138H107ZM112 136V138H110ZM39 137V138H38ZM56 137V138H55ZM57 138H58V140H57ZM33 139H35V140H33ZM36 139H37V141H36ZM63 140V144L61 143L62 142V140ZM108 139H109V141H108ZM94 140H95V142H94ZM39 141V142H38ZM57 141V142H56ZM66 141H68V147H69V152L67 153V152H65V147H67V146H65L64 144V142H66ZM93 141V142H92ZM108 141V142H107ZM53 142V143H52ZM59 142V143H58ZM81 142V141H80ZM43 143V144H42ZM70 143H72V144H70ZM107 143V144H106ZM80 144V143H79ZM97 144V145H96ZM111 145L110 146V148H109V145ZM54 145V146H53ZM81 145V144H80ZM83 146H85L84 144H82ZM58 146V147H57ZM62 146V147H61ZM64 146V147H63ZM75 146H77L76 148H75ZM102 146V147H101ZM70 147H73V148H70ZM89 148L90 146H88V144H86V147H85V149H84V147H82V150H84V151H82V152H85V153H83L84 155H86V148ZM115 147V148H116ZM55 148V149H54ZM62 148V149H61ZM109 148V149H108ZM114 148V149H115ZM56 150V151H54V150ZM59 149V150H58ZM73 149H76V151H75V155L77 154V156H75L74 155V158H73ZM111 149H112V151H111ZM137 149V150H136ZM139 148H135V149H133L132 151H136V153H137V151H139L140 152V149L138 150ZM51 150V151H50ZM104 150V151H103ZM109 150V151H108ZM119 150V149H118ZM58 151H60V152H58ZM106 151V152H105ZM114 151V152H113ZM57 152V153H56ZM64 152L66 153V154H64ZM72 152V153H71ZM79 153V156H78V153ZM107 152H108V154H107ZM111 152H113L112 154H111ZM118 152H120V153H122L123 151H118ZM138 152V153H139ZM64 155H63V154ZM104 153V154H103ZM124 153H126V152H124ZM134 153V154H133ZM57 154H59L60 155V158L58 159V157H57ZM62 154V155H61ZM115 154H117V152L115 153ZM139 154H141V153H139ZM138 154V155H139ZM65 155H67V156H65ZM69 155H71V157L69 156ZM53 156V157H52ZM117 156V155H116ZM122 156V157H121ZM126 156V157H125ZM134 156V157H133ZM56 157V158H55ZM63 157V158H62ZM82 154H81V159H82ZM108 157V158H107ZM79 158V159H78ZM113 158V159H112ZM55 159H57V161L55 160ZM70 159V160H69ZM76 159H78V161H75ZM115 159H116V161H115ZM55 160V161H54ZM85 160V161H84ZM111 160V161H110ZM117 160H118V164H117ZM129 160V161H128ZM136 160V161H135ZM113 161V162H112ZM135 161V162H134ZM62 162V163H61ZM74 162H78L77 164H78V167H79V165H80V167H79V171H78V168H76L75 169V167L77 166ZM64 163V164H63ZM75 164V165H73V164ZM113 163V164H112ZM116 163V164H115ZM128 163H130L132 166V168L133 169H135V170H132V168L130 167V165L128 164ZM67 164V165H66ZM137 164V163H136ZM73 165V168L72 167H70V166H72ZM114 166H117V168H118V170H117V168L116 167H114ZM119 166V167H118ZM128 166V167H127ZM58 167V168H59ZM67 167H69V168H67ZM84 167V166H83ZM87 166H85L84 168H86ZM113 168V169H112ZM39 169V170H38ZM73 169V170H72ZM83 169V168H82ZM115 169V170H114ZM122 169V170H121ZM129 169V170H128ZM131 169V170H130ZM19 170H20V172H23V174L22 173H20V175H19ZM85 170H87V169H85ZM13 171V174L15 173ZM34 171V172H33ZM36 171V172H35ZM65 171H67V173L65 172ZM83 171H84V169H83ZM26 172V173H25ZM39 174H38V173ZM41 172H42V174H41ZM119 172V173H118ZM44 173V174H43ZM70 173H71V175H70ZM119 174H120V176H119ZM125 174V175H124ZM12 175V174H11ZM31 175V176H32ZM43 175V176H42ZM44 175H48V178H49V180H48V178H47V180L45 179L46 178V176H44ZM69 175V176H68ZM80 177H78V176ZM83 175V176H82ZM13 176V175H12ZM52 176V177H51ZM65 176H67V177H65ZM77 176V177H76ZM128 176V177H127ZM14 177V176H13ZM29 177V178H28ZM38 177V178H39ZM44 177V179H42ZM74 177V178H73ZM38 178H36V179H38ZM70 178V179H69ZM133 178V179H132ZM17 179L15 180V181H17ZM20 179V180H19ZM128 179V180H127ZM131 179V180H130ZM134 179H136V180H134ZM24 180V179H23ZM125 180H127V181H125ZM145 180V179H144ZM14 181V180H13ZM50 181V182H49ZM51 181H52V183H51ZM67 181V182H66ZM76 181V182H75ZM88 181V182H87ZM129 181V182H128ZM48 182V183H47ZM71 182V183H70ZM75 182V183H74ZM130 182L131 183H134V184H132V185H135V188H131L130 186H131V184H130ZM41 183H42V185H41ZM90 183V184H89ZM116 183H118L117 181H116ZM129 183V184H128ZM20 184V185H21ZM35 184H36V186H35ZM48 184V185H47ZM73 184H76L74 187L76 188H73ZM80 184H82V185H80ZM96 184V185H95ZM128 184V185H127ZM21 185V187H23ZM38 185V186H37ZM45 185H46V187H45ZM52 185H53V187H52ZM79 185V186H78ZM85 187H84V186ZM92 185V186H91ZM95 185V186H94ZM138 187H137V186ZM29 186H31L30 188H28ZM35 186V188H37V189H35L34 188V190H33V187ZM68 186V187H67ZM72 186V187H71ZM20 187V188H21ZM41 187V188H40ZM57 187V188H56ZM91 187V188H90ZM19 188V189H20ZM27 188H28V190L29 191H27ZM39 188V189H38ZM70 191V188H71V190L73 189V191H72V193H73V196H71V194H70V197L69 196H67V195H69L68 194V190ZM130 188H131V190H130ZM51 189V190H50ZM129 189V190H128ZM132 189H134V191L132 190ZM66 190L68 191V192H66ZM78 190H81V192H79ZM26 191V192H25ZM88 191V193H86ZM129 191V192H128ZM132 191V192H131ZM139 191V192H138ZM33 192V193H32ZM55 192V193H54ZM30 193H32V194H30ZM58 194V195H57ZM132 194H133V196H132ZM21 195H19V196H21ZM89 195V196H88ZM27 196V197H28ZM59 196H60V198H59ZM36 197V196H35ZM86 197V198H85ZM101 199H100V198ZM135 197V198H134ZM49 198V199H48ZM58 198H59V200H58ZM71 199V200H70ZM72 199H73V201H72ZM100 199L101 201H99L98 202V200ZM67 200V201H66ZM68 201L70 202V204L68 203ZM85 201V202H84ZM90 201H92L93 203V205L91 204V202ZM99 203V204H97V202ZM131 201V202H130ZM52 202V203H51ZM55 202V203H54ZM89 202V203H88ZM95 202H96V205L97 206H94L95 205ZM102 202V203H101ZM48 203V204H47ZM51 203V204H50ZM103 204V206L101 205V204ZM131 203V204H130ZM15 205V206H14ZM14 207L13 208H15L16 206H17V204H15V202H14ZM85 205H87V206H85ZM107 205L109 206V207H107ZM126 205H128V207L126 206ZM135 205H137V206H135ZM69 206H71V207H69ZM94 206V207H93ZM123 206H124V208H123ZM126 206V207H125ZM11 207H12V205H11ZM10 207V208H11ZM96 207V208H95ZM107 207V208H106ZM110 207L112 208L111 209V211L109 210L110 209ZM121 207V208H120ZM12 208V209H13ZM47 208V209H46ZM71 208V209H70ZM4 209V208H3ZM2 209V211H4ZM16 209V208H15ZM39 209V210H38ZM60 209V210H59ZM97 209H99V210H97ZM109 210V213L111 214V216L107 213V211ZM114 209V210H113ZM118 209L119 210H121V212L123 213V216L121 217L120 215H119V213H118ZM134 209V210H133ZM135 209H136V211H135ZM6 210H7V208L5 209V214H6V217L7 216H9V213L8 212H10V210L8 211V212H6ZM14 210V209H13ZM46 210V211H45ZM107 210V211H106ZM127 210H129L128 212H130V214L127 212ZM16 211V210H15ZM37 211H38V213H37ZM57 211V212H56ZM92 211H93V213H92ZM147 212V213H144V212ZM14 212V211H13ZM48 212V213H47ZM54 212V213H53ZM61 212H63V214L66 212V215H67V219H66V222H65V225L63 226V225H59V226H54V221H55V219H58V218H61L60 216H59V213H61ZM104 212V213H103ZM105 212H106V214H108V216L107 215H105ZM127 212V213H126ZM132 212V213H131ZM37 213V214H36ZM41 213V214H40ZM118 213V214H117ZM134 213V214H133ZM144 215H143V214ZM5 214H4V216H5ZM8 214V215H7ZM50 214H51V217H50ZM54 214V215H53ZM57 214V215H56ZM115 214H117V215H115ZM125 214V215H124ZM137 214V215H136ZM146 214L148 215V216H146ZM39 217H37V216ZM153 215H155V216H153ZM45 216V217H44ZM95 216H98L97 218L95 217ZM102 216V217H101ZM105 216H107V217H105ZM131 216V217H130ZM40 217H42V218H40ZM120 217V218H119ZM143 217V218H142ZM35 218H36V220H35ZM38 218V219H37ZM45 218H46V220H45ZM69 218V219H68ZM104 218V219H103ZM107 218H109V219H107ZM115 218H116V223H118V221H120L117 225H116V223H114L115 222ZM124 218V219H123ZM131 218H132V220H133V218H134V220L136 219V222L138 223H136L134 220V222L131 220ZM140 218H142V222H141V219ZM148 219L149 221L148 222H150V221H152V220H154V219ZM44 219V220H43ZM52 221H51V220ZM106 219V220H105ZM126 219V220H125ZM145 219V218H144ZM43 220V221H42ZM97 220V221H96ZM108 220V221H107ZM125 220V221H124ZM39 221H41V222H39ZM45 221H46V223H49V222H51L48 226H50V228H49V230L48 229H46V232H45V235H44V233L42 232V233H40L41 232V229H42V227H43V223L44 224H46L45 223ZM48 221V222H47ZM111 221V222H110ZM144 221V222H143ZM156 220H154L153 222H155ZM29 222V223H30ZM43 222V223H42ZM131 222H132V224L133 223H136V224H131ZM101 223H102V225H101ZM121 223V224H120ZM34 226H33V225ZM42 225V227H40L39 228V226H41ZM104 225V226H103ZM119 225V226H118ZM37 226V227H36ZM112 226V227H111ZM116 226H118V227H116ZM128 226V227H127ZM132 226H133V228H132ZM32 227V228H31ZM44 227H46V226H44ZM43 227V228H44ZM55 227H56V229H55ZM104 227V228H103ZM33 228H34V230L36 231H34L33 230ZM38 230V229H40V232H38L36 229ZM61 230H60V229ZM107 228V229H106ZM113 228V229H112ZM132 228V229H131ZM43 230H45V228L44 229H42V231ZM129 230V231H128ZM30 231V233H28ZM50 231H52V232H50ZM54 231V232H53ZM49 232V233H48ZM69 234H68V233ZM38 233H40V234H38ZM27 234L28 235H30V237H31V239L29 238V240L31 241V242H29V240H28V238H26V237H28L27 236ZM36 234V235H35ZM38 234V235H37ZM42 234V235H41ZM40 235H41V238L39 239V237H40ZM44 235V236H43ZM47 235V236H46ZM58 235V236H57ZM33 236V237H32ZM104 236V235H103ZM35 237V238H34ZM38 238V239H37ZM42 238H44V239H42ZM47 238V239H46ZM51 238V239H50ZM104 238V237H103ZM102 237H100V241L102 240V241H104V239H103ZM23 239H26V240H23ZM43 241H42V240ZM24 241H26V242H24ZM50 241V242H49ZM56 241V242H55ZM24 242V243H23ZM35 242V244H32L31 245V243H34ZM39 242V243H38ZM44 242H46L45 244H44ZM49 242V243H48ZM40 243H41V245H40ZM100 243H102V242H100ZM105 243V242H104ZM103 243V244H104ZM30 244V245H29ZM37 244V245H36ZM42 244L44 245V246H42ZM55 244V245H54ZM20 245H22V246H20ZM38 245H39V247H38ZM60 245V246H59ZM106 245V244H105ZM102 246L101 244H100V246H102V248L100 247V250L102 249L103 251H108V248L106 247V246ZM31 246H33V249H32V247ZM36 248H35V247ZM49 246H50V248H49ZM55 246V247H54ZM57 246V247H56ZM23 247V248H22ZM24 247H26V248H24ZM30 249H29V248ZM104 247L106 248V250H104ZM46 248V249H45ZM66 248V249H65ZM24 249L26 250L25 252H24ZM29 249V250H28ZM43 249V250H42ZM50 249V250H49ZM33 250V251H32ZM34 250H35V253H37V254H35L34 253ZM38 250H40V251H38ZM42 250V251H41ZM56 252H55V251ZM102 250H101V254H103V256H102V264H111L110 263V261L112 262L113 261V257L115 256H111L110 254L111 253H109L108 254V256L105 254V252H102ZM46 251H48V252H46ZM50 251V252H49ZM26 252H29L30 254H27ZM32 252V253H31ZM46 252V253H45ZM53 252V253H52ZM39 253H45L44 255L45 256H47V254H49L46 258L48 259H45V256L43 255V254H40L39 255ZM52 253V254H51ZM56 254L55 256L57 257H55L53 254ZM5 254V253H4ZM57 254H59V255H57ZM104 254L106 255V258L104 257ZM7 254H5V256H6ZM38 255V256H37ZM41 255H43V256H41ZM32 256H33V258H32ZM35 256H37V257H35ZM40 256V258L41 259H44V260H41L40 258H38ZM51 256V257H50ZM44 257V258H43ZM34 258H35V260H34ZM38 260H37V259ZM51 258V259H50ZM60 258V259H59ZM32 259V260H31ZM41 260V262H39ZM47 260V261H46ZM56 260V261H55ZM59 260H61V261H59ZM30 261H33V262H30ZM28 262H30V263H28ZM61 262H63V263H61ZM109 262V263H108ZM25 263V264H26ZM33 263V264H34ZM112 264H113V262H112Z\"/></svg>","mask_w":264,"mask_h":264}]
</instances>
